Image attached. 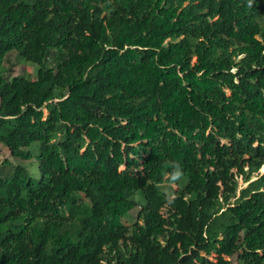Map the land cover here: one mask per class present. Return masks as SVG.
<instances>
[{
    "label": "trees",
    "instance_id": "trees-1",
    "mask_svg": "<svg viewBox=\"0 0 264 264\" xmlns=\"http://www.w3.org/2000/svg\"><path fill=\"white\" fill-rule=\"evenodd\" d=\"M15 52L0 264H264V0H0Z\"/></svg>",
    "mask_w": 264,
    "mask_h": 264
},
{
    "label": "rangeland",
    "instance_id": "rangeland-1",
    "mask_svg": "<svg viewBox=\"0 0 264 264\" xmlns=\"http://www.w3.org/2000/svg\"><path fill=\"white\" fill-rule=\"evenodd\" d=\"M17 53H12L11 58L7 61V57L5 58L3 65L0 67V70L3 71L5 68L12 76L15 75H35L37 71V65L33 62L26 60L24 58L18 57ZM9 163H21L26 166L30 172V174L39 179L41 174L39 170V163L37 158L29 159V160H21L11 156L10 151L0 144V171H10L12 169V165ZM264 172V169H261V173ZM243 180H241L242 182ZM175 187H177L174 184ZM138 213V209L132 210L128 215L125 216L124 221L126 224L131 225L134 223L136 216Z\"/></svg>",
    "mask_w": 264,
    "mask_h": 264
},
{
    "label": "clouds",
    "instance_id": "clouds-1",
    "mask_svg": "<svg viewBox=\"0 0 264 264\" xmlns=\"http://www.w3.org/2000/svg\"><path fill=\"white\" fill-rule=\"evenodd\" d=\"M169 175L171 183L174 184L175 182L179 181L183 176L181 166L179 164L173 165V170Z\"/></svg>",
    "mask_w": 264,
    "mask_h": 264
}]
</instances>
